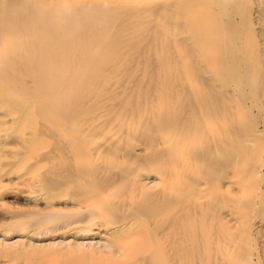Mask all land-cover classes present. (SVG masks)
I'll return each instance as SVG.
<instances>
[{"label":"bare ground","instance_id":"bare-ground-1","mask_svg":"<svg viewBox=\"0 0 264 264\" xmlns=\"http://www.w3.org/2000/svg\"><path fill=\"white\" fill-rule=\"evenodd\" d=\"M0 264H264V0H0Z\"/></svg>","mask_w":264,"mask_h":264}]
</instances>
